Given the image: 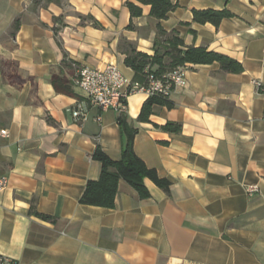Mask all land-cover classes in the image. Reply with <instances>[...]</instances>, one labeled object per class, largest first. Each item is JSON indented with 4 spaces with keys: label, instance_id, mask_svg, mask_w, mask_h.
Listing matches in <instances>:
<instances>
[{
    "label": "crops",
    "instance_id": "0c3cea01",
    "mask_svg": "<svg viewBox=\"0 0 264 264\" xmlns=\"http://www.w3.org/2000/svg\"><path fill=\"white\" fill-rule=\"evenodd\" d=\"M126 2L141 7L132 18ZM159 25L187 47L239 62L187 65L172 109L155 107L138 123L147 99L131 94L124 116L138 132L133 149L170 182L151 181L146 199L119 181L114 207L82 205L99 178L97 147L112 160L122 139L113 110L88 107L71 82L77 68L124 65L131 46L153 54L157 22L133 0H0V257L13 264H264V0H172ZM227 10L217 27L192 20L193 10ZM62 81V82H61ZM53 82L55 84H53ZM66 91L72 92L73 95ZM80 97V99H78ZM100 118V122L96 121ZM180 124L179 133L160 128ZM257 184L249 197L243 185ZM42 216H47L45 219Z\"/></svg>",
    "mask_w": 264,
    "mask_h": 264
},
{
    "label": "trees",
    "instance_id": "16d2710c",
    "mask_svg": "<svg viewBox=\"0 0 264 264\" xmlns=\"http://www.w3.org/2000/svg\"><path fill=\"white\" fill-rule=\"evenodd\" d=\"M133 1L143 6H149V16L157 22V26L152 55L138 52L131 46L126 49L124 65L133 71V79L131 82L145 84L150 75L160 79L173 70L187 65L218 64L224 73L240 74L243 72L241 64L229 56L208 50L204 47H187L176 31L167 32L163 30L159 25L160 21L167 19L169 13L177 8V4L173 3L172 0ZM56 3H59V0H56ZM125 6L132 18L142 15L140 6L132 2H126ZM232 16L225 9L192 11V20L194 23L200 25L208 23L215 27L223 20L232 18ZM76 72L71 78L72 85L73 79L76 77ZM53 84L55 83L53 82ZM66 92L73 95L70 91ZM173 106L174 104L169 100V97L154 94L145 100L136 121L138 123H149V118L155 107L172 109ZM117 122L122 139L120 158L118 160H112L100 147L95 149L92 154V159L101 164V171L98 180L88 181L86 183L79 199V203L82 205L105 209L113 208L118 184L121 180L131 186L141 199L149 197V192L144 184L145 180L151 181L156 187L164 191H168L169 189L170 182L167 179L160 178L155 170L148 168L135 154L133 145L138 132L137 128L128 122L122 114L118 115ZM158 128L164 132L174 134L179 133L181 130L180 124L177 123H166L164 126ZM42 217L49 219L47 216Z\"/></svg>",
    "mask_w": 264,
    "mask_h": 264
},
{
    "label": "built area",
    "instance_id": "2783aa9c",
    "mask_svg": "<svg viewBox=\"0 0 264 264\" xmlns=\"http://www.w3.org/2000/svg\"><path fill=\"white\" fill-rule=\"evenodd\" d=\"M186 67H179L160 79L150 75L145 84L128 82L115 65H107L103 69H94L87 66L79 67L73 86L79 90L84 101L70 110L71 116L76 121L87 118L88 107L98 108L101 111L113 110L118 115L126 113V99L131 94L140 93L147 98L154 94L170 97L177 89L186 85ZM257 88L264 92V87L259 82H254ZM96 121L100 122V118ZM7 138L8 132L0 133ZM8 178L0 177V192L7 187ZM243 189L247 196L259 194L257 184H244ZM0 264H13L9 260L0 258Z\"/></svg>",
    "mask_w": 264,
    "mask_h": 264
}]
</instances>
